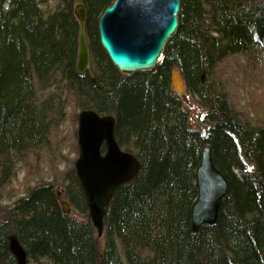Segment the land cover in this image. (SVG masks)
Wrapping results in <instances>:
<instances>
[{
	"label": "trees",
	"instance_id": "16d2710c",
	"mask_svg": "<svg viewBox=\"0 0 264 264\" xmlns=\"http://www.w3.org/2000/svg\"><path fill=\"white\" fill-rule=\"evenodd\" d=\"M114 1L0 0V264H17L11 236L34 264H264V120L239 110L218 74L229 57L264 58V0H180L179 29L159 63L131 75L95 33ZM77 5L87 12L85 75L76 70ZM174 66L207 111L203 130L172 90ZM70 108L73 120L83 110L113 115L117 143L141 162L106 208L102 248L74 158L58 149ZM205 144L229 188L217 223L193 232ZM20 170L25 189L13 192ZM58 189L82 220L63 210Z\"/></svg>",
	"mask_w": 264,
	"mask_h": 264
},
{
	"label": "water",
	"instance_id": "95a60500",
	"mask_svg": "<svg viewBox=\"0 0 264 264\" xmlns=\"http://www.w3.org/2000/svg\"><path fill=\"white\" fill-rule=\"evenodd\" d=\"M180 0H115L99 19V43L111 63L125 75L154 69L164 46L179 29ZM74 13L79 21L78 60L76 70L85 75L91 69V55L86 38L87 12L77 5ZM175 94H187L185 79L178 67L170 71ZM116 120L83 110L78 116V157L74 168L83 189L89 217L99 235L103 234L104 216L117 189L133 180L141 162L123 151L115 138ZM229 183L213 160L212 147L205 144L201 162L196 169L197 198L191 208V227L197 232L202 226L217 223L220 207L228 193ZM61 192L58 198L61 199ZM66 213L71 206L60 200ZM9 250L17 264H28L29 257L16 236L9 238Z\"/></svg>",
	"mask_w": 264,
	"mask_h": 264
},
{
	"label": "rangeland",
	"instance_id": "374dc122",
	"mask_svg": "<svg viewBox=\"0 0 264 264\" xmlns=\"http://www.w3.org/2000/svg\"><path fill=\"white\" fill-rule=\"evenodd\" d=\"M100 19V18H99ZM95 33L97 38L99 36L98 33V18L96 20ZM251 59V61L246 62L245 58L241 56H232L227 58L221 66L222 71L220 70L219 76L220 79L224 78L226 75L228 82L230 83V90L232 92V99L234 100V104L241 111H244L246 115H250L255 122L259 120H264V58L259 60V58ZM229 73V76L227 74ZM185 105L189 110V118L191 125L194 129L203 130L206 128V117L208 118L207 111H205L198 99L193 95L186 94L182 97ZM70 115L68 116V120L64 125L59 128L61 135L68 139H64L65 145L58 147L56 143V147L62 151L63 156H68L70 158H74V162L78 157L79 151L77 147V152L74 150V141L76 145L77 143V130H78V120L72 119V114L75 116V111L70 108ZM79 113V111L77 112ZM76 132V133H74ZM75 135V137H74ZM69 136L73 138L70 139ZM74 139V140H73ZM46 165V164H44ZM65 165H61L60 168ZM26 175V171L20 170L17 178L14 180V190H24V177ZM61 192V199H64V194L61 189H58ZM60 199V200H61ZM72 212L70 213L74 218L78 220H82L84 216L72 208ZM96 239L102 248V245L105 243L104 235H99L96 233ZM28 264H34L31 261Z\"/></svg>",
	"mask_w": 264,
	"mask_h": 264
},
{
	"label": "flooded vegetation",
	"instance_id": "af4514ba",
	"mask_svg": "<svg viewBox=\"0 0 264 264\" xmlns=\"http://www.w3.org/2000/svg\"><path fill=\"white\" fill-rule=\"evenodd\" d=\"M101 115V114H100ZM104 115H107V114H104ZM113 116V115H112ZM114 117V116H113ZM115 118V117H114ZM60 202V201H59ZM71 206V205H70ZM72 212V209H71V211H70V213ZM70 213H68V214H70Z\"/></svg>",
	"mask_w": 264,
	"mask_h": 264
},
{
	"label": "bare ground",
	"instance_id": "6f19581e",
	"mask_svg": "<svg viewBox=\"0 0 264 264\" xmlns=\"http://www.w3.org/2000/svg\"><path fill=\"white\" fill-rule=\"evenodd\" d=\"M164 48H165V46H164ZM163 54V53H162ZM170 82H171V80H170ZM180 97V96H179ZM182 98V97H181Z\"/></svg>",
	"mask_w": 264,
	"mask_h": 264
}]
</instances>
